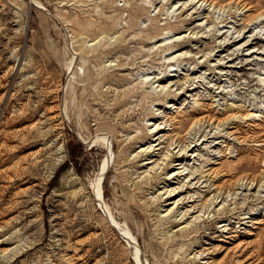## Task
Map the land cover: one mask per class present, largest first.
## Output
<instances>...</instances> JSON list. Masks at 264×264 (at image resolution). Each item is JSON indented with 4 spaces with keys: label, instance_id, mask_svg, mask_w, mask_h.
<instances>
[{
    "label": "rangeland",
    "instance_id": "rangeland-1",
    "mask_svg": "<svg viewBox=\"0 0 264 264\" xmlns=\"http://www.w3.org/2000/svg\"><path fill=\"white\" fill-rule=\"evenodd\" d=\"M263 86L264 0H0V264H264Z\"/></svg>",
    "mask_w": 264,
    "mask_h": 264
},
{
    "label": "bare ground",
    "instance_id": "bare-ground-1",
    "mask_svg": "<svg viewBox=\"0 0 264 264\" xmlns=\"http://www.w3.org/2000/svg\"><path fill=\"white\" fill-rule=\"evenodd\" d=\"M156 31V30H155ZM243 37H244V35H243ZM243 37H242V39H243ZM253 40H258V37L257 36H254V38H253ZM239 41V40H238ZM235 41H233V43H234ZM217 48H218V50H217V53H220L221 54V52H225V49H227L228 48V44L227 45H225L224 47H221V45L218 47L217 46ZM223 48V49H222ZM221 49V50H220ZM228 50V49H227ZM215 51V50H214ZM228 53V52H227ZM219 55V54H218ZM233 55H235L234 53H228V55L226 56V58H222V59H224V60H226L227 62L226 63H228V62H231L232 61V59L230 58L229 59V57H232ZM220 56V55H219ZM222 57V56H221ZM220 57V58H221ZM234 57V56H233ZM219 58V59H220ZM221 59V60H222ZM220 60V61H221ZM225 63V64H226ZM242 64V63H241ZM223 66V65H222ZM231 67V66H230ZM240 68V70H243L244 69V67L243 66H241V67H239ZM252 82V81H251ZM264 87V86H263ZM247 115H249V114H247ZM249 117H252V115H250ZM108 150L110 151V147H108ZM105 170V169H104Z\"/></svg>",
    "mask_w": 264,
    "mask_h": 264
}]
</instances>
